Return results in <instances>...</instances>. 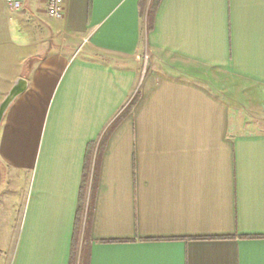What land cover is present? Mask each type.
<instances>
[{"label":"crops","instance_id":"1","mask_svg":"<svg viewBox=\"0 0 264 264\" xmlns=\"http://www.w3.org/2000/svg\"><path fill=\"white\" fill-rule=\"evenodd\" d=\"M18 1L0 264H72L82 194L74 264H264V132L240 131L264 115V0H161L152 25L154 0Z\"/></svg>","mask_w":264,"mask_h":264},{"label":"trees","instance_id":"2","mask_svg":"<svg viewBox=\"0 0 264 264\" xmlns=\"http://www.w3.org/2000/svg\"><path fill=\"white\" fill-rule=\"evenodd\" d=\"M161 0H154L151 10L149 11V23L150 25H152V22L154 20V16H155V12L157 10V7L159 5V2ZM135 102L132 103V106ZM132 106L130 108H128L127 113L132 109ZM85 181V178H84ZM83 189H84V185H83ZM83 194H82V203L79 206L78 209V215H77V220H76V227H75V235H74V241H73V253H72V264H74L75 261V257H76V253L78 250V245H79V241H80V236H81V231H82V224H83V213H84V204H83ZM88 220H87V224H88ZM88 236V228L86 227L85 232H84V238L86 240Z\"/></svg>","mask_w":264,"mask_h":264},{"label":"built area","instance_id":"3","mask_svg":"<svg viewBox=\"0 0 264 264\" xmlns=\"http://www.w3.org/2000/svg\"><path fill=\"white\" fill-rule=\"evenodd\" d=\"M7 5L12 10H21L22 4L18 0H6ZM65 0H47V15L51 19H64Z\"/></svg>","mask_w":264,"mask_h":264},{"label":"rangeland","instance_id":"4","mask_svg":"<svg viewBox=\"0 0 264 264\" xmlns=\"http://www.w3.org/2000/svg\"><path fill=\"white\" fill-rule=\"evenodd\" d=\"M149 21V14H148ZM256 104V105H255ZM255 106L259 105L258 101L255 102ZM255 113L245 112L242 117L245 118L244 123L247 125L241 128L242 132H264V115L260 111L253 110Z\"/></svg>","mask_w":264,"mask_h":264},{"label":"water","instance_id":"5","mask_svg":"<svg viewBox=\"0 0 264 264\" xmlns=\"http://www.w3.org/2000/svg\"><path fill=\"white\" fill-rule=\"evenodd\" d=\"M26 89H27V82L23 79H20L12 88L6 99L1 103L0 125L12 103L16 100V98L22 95L26 91Z\"/></svg>","mask_w":264,"mask_h":264}]
</instances>
